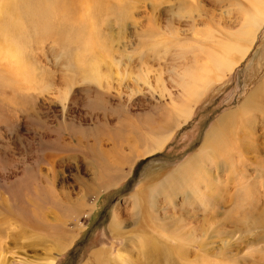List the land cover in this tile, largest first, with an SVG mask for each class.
Here are the masks:
<instances>
[{"label": "rangeland", "instance_id": "rangeland-1", "mask_svg": "<svg viewBox=\"0 0 264 264\" xmlns=\"http://www.w3.org/2000/svg\"><path fill=\"white\" fill-rule=\"evenodd\" d=\"M28 1L0 0V261L264 264V104L242 108L264 23L231 70L212 61L253 0ZM230 112L223 152L202 151ZM161 181L154 220L128 215Z\"/></svg>", "mask_w": 264, "mask_h": 264}, {"label": "bare ground", "instance_id": "bare-ground-1", "mask_svg": "<svg viewBox=\"0 0 264 264\" xmlns=\"http://www.w3.org/2000/svg\"><path fill=\"white\" fill-rule=\"evenodd\" d=\"M25 5H27V4H25ZM252 5H253L252 6L253 7V15L251 16V18L248 21V24L246 26L247 27V30L245 32V38H241V41L242 42H240V39H239L238 42H235L232 45H225V46H223L221 48L222 51L220 53L214 52V54H212V56H213L212 57V61H214V65L217 68V71H219V73H222L221 75L225 74V72H227V71H229V70H231L233 68V66L237 62L238 57H245L246 53L248 52V47H249L247 44L249 42L252 43L254 41L258 29L264 23V0H253L252 1ZM28 7H29V5H28ZM29 10H26V12L29 11ZM30 13H31V11H30ZM42 13L44 14L45 12H42ZM44 16H45V14H44ZM41 17H43V16H41ZM45 20H47V19H45ZM42 21L43 20H41V22ZM47 22H48V20H47ZM2 23H5V22H2ZM42 24H44V23H42ZM48 24L50 25V23H48ZM10 32L11 31H9L7 33H10ZM6 35L8 36L9 34H6ZM1 36H2V34H1V31H0V37ZM1 39H3V38H1ZM230 51L235 52V55L236 56H231L230 55ZM219 76H220V74H219ZM203 89H204V86L201 85V84H200V86L197 89H192V93H191L192 97L191 98L194 99L195 97H198L202 93ZM262 104H264V82L261 83L260 85H257V87L253 90V92L244 99V101L242 102V108H244L243 112H246V111L248 112V111H251V110L253 111V110L257 109L258 106L261 107L260 105H262ZM262 107H264V106H262ZM182 113H184V115L187 116L188 114H190V109L189 110L188 109L187 110H183ZM236 119H237V117L232 112L226 113V114L222 115L219 118L218 123L216 122L217 123L216 126H214L210 130V132H208V134L206 135L201 150L202 151H205V152H209V151L216 152L217 150L223 152V150H224V141H226L225 140V135H226L225 133H226V131H228V127L230 128L236 122ZM238 122H240V121H238ZM162 144H163V142H161V143L160 142H156V144H155L156 147L155 148L161 147ZM177 172L179 173L180 171L177 170ZM172 173L169 174V175H167V181H169V182H171V179H174V178L177 177V174L176 173L175 174H172ZM167 184L168 183H164L163 181H161V182L157 183V185L153 186L152 188H150L148 186V188H145L144 190L137 191L133 195V201H134V206L132 207V210L133 211L129 212L128 215L135 216V214H136L135 211H138V212L140 211L141 212L142 209L144 208L147 211V213H148L147 216H146V218H145V222L146 221L149 222L150 220H152V217L154 216V214H153V212L150 211V209H153V208H155V206H157L156 199L159 196L158 193ZM165 187H169V186H165ZM166 219H168V218L165 217L164 220H163V223H161V227H163V228H165L168 225V223L165 222ZM122 220L123 219H121V218L118 217V214H116V215L114 214L113 222H112V229L117 234H120L121 233V226H122V223H123ZM153 220H154V218H153ZM167 228H168V226H167ZM147 238L148 237L145 234H143L142 237L140 239H138V243L141 245V247H143L146 250H147V248L149 250L153 248L154 250L152 249L153 250L152 253L158 251V247H159V250L161 249V246H159V244L157 242L154 245H152V246H148L149 245V242H148ZM150 238H152V237H150ZM161 251H162V249H161ZM171 251L172 250L169 249V252L168 253H170ZM185 251H183V252L187 254V252H185ZM186 254H185V256H186ZM169 256H171V255H169ZM173 257H175V256H173ZM124 260H126V254L124 252L123 253L122 252H119L118 255L116 256L117 264H122V262H124ZM54 262H55V257L50 256L44 262H41L40 263L38 261L33 262V261L30 260V262H27V264H54ZM0 264H11V263H8V262L5 263V262L0 261Z\"/></svg>", "mask_w": 264, "mask_h": 264}]
</instances>
